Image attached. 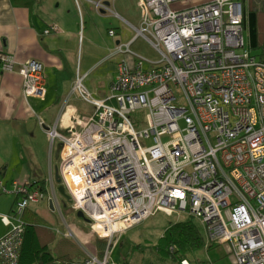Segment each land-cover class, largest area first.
<instances>
[{"label": "built area", "instance_id": "built-area-1", "mask_svg": "<svg viewBox=\"0 0 264 264\" xmlns=\"http://www.w3.org/2000/svg\"><path fill=\"white\" fill-rule=\"evenodd\" d=\"M183 1L140 0V24L128 23L133 41L143 38L158 61L141 69V61L130 67L120 60L101 99L78 76L74 89L94 112L76 126L70 122L66 134L57 131L58 120L47 128L62 143L61 183L74 208L109 245L102 257L88 251L75 264H116L112 240L157 210L187 211L206 241L228 245L233 264H264V62L245 47L239 0L173 6ZM89 2L115 15L104 0ZM119 53L133 54L131 43L107 58ZM16 67L25 92L41 95L43 64L0 51V68ZM22 188L17 216L44 198L39 189ZM17 221L0 239L3 264L18 256Z\"/></svg>", "mask_w": 264, "mask_h": 264}, {"label": "crops", "instance_id": "crops-1", "mask_svg": "<svg viewBox=\"0 0 264 264\" xmlns=\"http://www.w3.org/2000/svg\"><path fill=\"white\" fill-rule=\"evenodd\" d=\"M89 1L0 0V51L14 54L19 60H39L46 77L43 93L35 95L25 92L18 67L12 71L0 68V239L19 223V217L33 224L36 215H40L37 209L45 205L48 210L57 208L61 212L62 203L67 201L58 191L62 183L56 177L61 162L60 150L56 152L61 141H52L47 128L58 120L57 131L66 134L70 122L76 126L84 116L94 112V107L74 89L77 77H83L86 90L101 99L110 92L118 60H124L130 67L137 64L134 54L119 53L107 58L117 45L134 43V39L126 40L119 31L114 36L108 35L109 29L117 30L107 15L112 13L98 12ZM114 1L127 12L122 0ZM131 1L137 2L138 16L131 15L130 19L139 20L140 24V0ZM109 4L114 9V3ZM116 16L130 23L121 13ZM33 181L43 183L45 197L30 203L17 216L15 203L22 196V186ZM47 223L53 229L56 227L57 240L65 237L83 243L63 215L56 217L55 224ZM96 238L91 235L88 243L82 244L95 254Z\"/></svg>", "mask_w": 264, "mask_h": 264}, {"label": "rangeland", "instance_id": "rangeland-1", "mask_svg": "<svg viewBox=\"0 0 264 264\" xmlns=\"http://www.w3.org/2000/svg\"><path fill=\"white\" fill-rule=\"evenodd\" d=\"M109 1L111 0H104L106 6H108ZM200 1L202 0H188L177 2L174 3L173 6L177 8L180 6H187L193 3H198ZM121 3L122 6L127 10V12L125 13L120 8H118L117 4L114 1L115 12L117 14L121 13L122 15H124L123 17L126 20L129 19L130 23L138 26L139 20L134 21L130 19L131 15L138 16L137 2H132L131 0H122ZM106 6L104 7V9H107ZM107 15H109L108 17H111L112 23L114 24L115 28H117L116 31H119L121 37L125 38L126 40H131L132 38L135 39L136 33H134V30L129 26V24H127L124 20L120 19L117 16L114 17V14ZM244 38L246 41L245 35ZM132 53L136 56L137 63L141 61V69L150 68L151 65L153 63H156L159 59V55L150 47V45H148V43L143 38H138L134 41L132 45ZM250 53L252 55H257L259 54V51L250 49ZM128 59H130L131 63L134 64V60H132L130 57H128ZM115 60H118L117 56H115ZM118 62L119 60L117 61V63ZM176 95L180 96V94L177 92ZM151 143V140L147 139L146 144L150 145ZM56 161L58 162V160ZM57 172L59 173L61 179L60 167L59 169L57 168ZM62 185L65 187L66 193L70 195V190L64 185V183H62ZM26 186H28V184L25 183L22 187ZM62 199L63 198L60 197L61 202ZM63 203L61 205V212H59L57 208L54 211L48 210L45 205L41 209H37V211H39V214L42 217L53 224H55L56 222V217L59 218L63 215L66 221L69 222L70 227L76 234L78 240L80 242H83L77 243L80 247L82 246V244L88 243L91 235L99 237L93 232L92 223L87 222L82 217H79L77 215V210L73 208L71 203H69L68 201H64ZM188 220H192L193 223L199 227L201 232L204 233L205 230L202 227V224L196 218L192 217L187 211L180 210L174 211L172 213L160 210L155 211L152 215L143 219L140 223L135 224L134 226H130L124 234L118 237V242L112 247L110 260L114 261L116 264H180L179 257L177 258L161 252L158 248H156V245L159 243L160 237L164 234V232L171 224ZM36 222H39V219ZM74 244L77 246L76 243ZM97 257H102V255L100 256L97 253ZM182 258H186L190 264H233V254L229 250V247L226 243H205L204 245L195 248L194 250L186 252V256Z\"/></svg>", "mask_w": 264, "mask_h": 264}, {"label": "trees", "instance_id": "trees-1", "mask_svg": "<svg viewBox=\"0 0 264 264\" xmlns=\"http://www.w3.org/2000/svg\"><path fill=\"white\" fill-rule=\"evenodd\" d=\"M239 1L242 9L243 35L246 37L245 47L249 50H258L259 54L253 56L264 62V0ZM114 30L116 32V29ZM28 189H39L43 194L45 192L43 183H37V181L29 183ZM38 219L39 222H36ZM21 222V244L17 248L18 256L14 264H75L86 258L89 251L86 247L83 245L80 247L72 239L65 237L57 240L54 229L44 217L36 215L33 224L23 220ZM10 232L9 229L3 237ZM118 240H112V243L115 245ZM28 241L32 243H27ZM205 243L214 242L206 241L199 227L192 220H188L171 224L160 237L156 248L170 256L179 257L181 262L186 259L182 258L186 256V252ZM114 245L110 246V253ZM108 247L107 239L99 237L96 239L98 255H103Z\"/></svg>", "mask_w": 264, "mask_h": 264}, {"label": "water", "instance_id": "water-1", "mask_svg": "<svg viewBox=\"0 0 264 264\" xmlns=\"http://www.w3.org/2000/svg\"><path fill=\"white\" fill-rule=\"evenodd\" d=\"M61 146H62V143H59L58 146H57V152H56V153H58V151L60 150ZM56 177H57V181H58V183H61V179H60V176H59V173H58V172L56 173ZM58 191H59V192H60V193L66 198V200H67L68 202L72 203L71 196L68 195V194L66 193V191H65V187H64L62 184H60V185L58 186ZM77 215H78L79 217L85 218V215H84L83 212L80 211V210L77 211ZM86 220L89 222L88 219H86Z\"/></svg>", "mask_w": 264, "mask_h": 264}, {"label": "flooded vegetation", "instance_id": "flooded-vegetation-1", "mask_svg": "<svg viewBox=\"0 0 264 264\" xmlns=\"http://www.w3.org/2000/svg\"><path fill=\"white\" fill-rule=\"evenodd\" d=\"M109 3H111V4H113L114 3V0H111V1H109ZM85 220L86 219H88V220H90L89 218H87L86 216H85V218H84ZM87 221V220H86ZM88 222V221H87Z\"/></svg>", "mask_w": 264, "mask_h": 264}, {"label": "clouds", "instance_id": "clouds-1", "mask_svg": "<svg viewBox=\"0 0 264 264\" xmlns=\"http://www.w3.org/2000/svg\"><path fill=\"white\" fill-rule=\"evenodd\" d=\"M115 11V10H114ZM115 16H116V12H115ZM110 30V29H109ZM114 30V29H113ZM115 31V30H114ZM133 43V42H132ZM132 43H131V45H132ZM78 211V210H77ZM89 222H90V220H89Z\"/></svg>", "mask_w": 264, "mask_h": 264}]
</instances>
